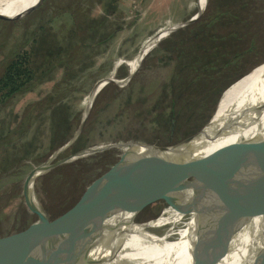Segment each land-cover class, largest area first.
Returning a JSON list of instances; mask_svg holds the SVG:
<instances>
[{
	"label": "rangeland",
	"instance_id": "1",
	"mask_svg": "<svg viewBox=\"0 0 264 264\" xmlns=\"http://www.w3.org/2000/svg\"><path fill=\"white\" fill-rule=\"evenodd\" d=\"M36 1L0 0V12L20 13ZM246 1L245 12L251 15L258 46L256 52L244 57L226 77L222 72L219 89L214 85L213 90L215 70L211 69L203 71L204 77L198 78L197 85L189 83L192 77L186 78L188 84L181 95H177L175 74L183 72L187 63L195 65V53L185 54L196 50V44H185L194 43L188 32L180 39L175 34L197 23L209 0L204 9L200 0H43L20 18L0 20V77L18 50L36 47L45 51L49 46L71 44L65 35L74 20L82 22L79 25L84 32L94 28L91 39H81L84 55L77 54L71 71H67L68 65H57L24 91L0 101V237L24 231L39 220L25 197L27 176L74 137L98 83L111 77L117 64L129 74L132 62L165 29L191 20L152 46L133 78L124 83L111 81L100 90L79 137L50 162H58L56 166L36 179L29 196L49 220L74 205L96 178L118 164L132 142L168 145L196 134L209 123L231 83L249 71L236 83L246 78L250 82L257 80L264 72V0ZM206 46L204 42L197 44L198 67L206 63L201 58ZM117 70V80L127 77H119ZM233 85L225 92L220 109ZM185 102L189 104L182 109ZM227 107L228 103L225 110ZM223 115L217 130L228 121ZM110 144L118 145L101 149ZM92 147L101 150L70 158ZM175 197L176 191L149 204L136 221L157 219Z\"/></svg>",
	"mask_w": 264,
	"mask_h": 264
},
{
	"label": "bare ground",
	"instance_id": "2",
	"mask_svg": "<svg viewBox=\"0 0 264 264\" xmlns=\"http://www.w3.org/2000/svg\"><path fill=\"white\" fill-rule=\"evenodd\" d=\"M38 1L27 9L36 5ZM200 1L202 7L205 6L207 0ZM20 13L0 12L7 16H16ZM167 31L168 29H165L148 42L142 50L144 56L152 46L167 36ZM141 57L138 55L132 62V71L138 70ZM104 84L105 81H102L99 87L102 89ZM95 94L96 91L91 95L89 104ZM221 100L213 116L215 119L212 126L207 129L209 125L207 124L202 135L192 137L195 145L185 151L187 156H204L226 143L244 137L264 135V115L248 129L241 127V123L248 116L264 110V72L254 82L246 78L234 84L227 92L220 109ZM227 103L228 107L225 110ZM222 115L228 117V121L222 129L217 130ZM98 148L100 147H95L94 150ZM75 157L74 155L72 158ZM241 164L239 169L232 170L222 177L186 179L184 185L176 191L175 201L164 208L160 217L151 222L130 226L136 234L129 235L123 232L118 242L121 247L123 245L127 247L128 251L125 254L122 251L117 253L118 259L127 257L128 261L123 264H212L223 252L222 246L225 240L240 230L233 240L231 250L218 264H260L264 257V232L261 229L264 220V203L257 214H245L244 219L242 216L244 210L247 208L252 210L256 202L264 197V141L249 146L236 167ZM147 173L151 182L143 188V192L164 183L166 174L158 163L154 159L144 158L138 164V172L129 173L114 195L102 201L74 223L69 238L68 264H80L84 252L73 246L82 239L94 238L103 241L109 237L107 234L110 224H115V221L129 222L130 212L123 213L122 208L131 199L134 189L139 186L142 177ZM27 186V195L30 198V192L34 190L30 187L33 186L31 176L28 177ZM34 198L37 200L36 195ZM248 219L253 221L241 229L243 220ZM49 248L48 244L36 246L12 256L9 260H0V264H46ZM116 248L117 246L114 245L111 250L116 251ZM111 250L109 253L115 254ZM96 252L104 253L100 248Z\"/></svg>",
	"mask_w": 264,
	"mask_h": 264
},
{
	"label": "water",
	"instance_id": "3",
	"mask_svg": "<svg viewBox=\"0 0 264 264\" xmlns=\"http://www.w3.org/2000/svg\"><path fill=\"white\" fill-rule=\"evenodd\" d=\"M42 2L43 0H39L36 5L16 16H7L0 14V19L12 20V19L20 18L25 14L29 13L30 11H32ZM206 4L205 6H203V9L206 7ZM200 14L201 11L195 16V18L197 16L199 17ZM190 22L191 20H189L184 24L177 25L172 29L168 28L167 35L170 34L171 31L178 29L182 26H185ZM139 55L142 56L141 57V61H142L143 58L145 57L144 56L145 54L141 52ZM262 64H264V62ZM118 65L119 64L115 66L114 74L111 77L103 79L105 81V84L106 83L108 84L111 81H116L119 83L127 82L131 78H133V76L137 72V71L136 72L132 71L130 69V72L126 78L122 80H117L114 75H115V71L118 68ZM250 72L251 71L245 73L240 78H238L233 83H231L224 90L220 99L231 85L238 82L240 79H242V77L246 76ZM99 83L96 86V88L93 90V92L96 91L93 100L101 90V87H99ZM105 84L102 85V87L107 85ZM93 100L89 104V107L84 115L80 128L75 133L74 137L70 141L65 143L58 151H56V153H54V155L51 158H49L47 162L36 167L27 176L25 180V189H24L25 197L30 208L39 215V220L31 224L24 231L0 237V260H9L11 259L12 256H17L23 253L27 249L36 246H45L48 244L50 245V248L48 251L46 264H68L67 254L69 250V238H70L71 228L74 225V223L77 222L79 219H81L86 213L90 212L92 209L98 206L102 201L114 195L123 185L129 173L138 172V164L142 159L151 158L158 163L159 167L166 174L164 183L162 185L153 187L150 190L143 192L144 190L143 188L146 185H148L149 182H151L150 175H148V173L145 174L142 177L139 186L136 189H134L131 199L128 200L127 204L122 208L121 212L123 213L130 212L129 222L118 223L115 221V224H110L107 234L109 235V237L103 241H99L98 239H94V238H86V239L84 238L80 241V243L73 246L74 248H77L79 251L84 252V255L80 259V264L126 263L128 261L127 257H123V259H118V257L116 256L117 253H119L120 251L124 252V254L127 253L128 251L127 250L128 248L125 247L124 245L122 247L120 246L118 240L119 241L121 240V237L123 236V232H126L127 234L129 233V235L136 234L135 231L131 230L132 227L130 226H133L134 224H140L136 221V218L146 206L166 197L168 194L172 192L178 191V189H180L184 185L186 179L195 180L200 177H222L224 175H227L240 163L249 146H255L264 141V135L261 137H256L254 135L251 138L244 137L226 143L220 146L219 148H217L216 150L212 151L211 153L204 156H200V157L187 156L185 151L187 149L194 147L195 145L192 137L202 135L206 130L207 124L209 123H207L196 134H193L179 142L168 145L157 144L152 142L134 141L128 147L125 157L118 164H116L115 166L107 170L105 173L100 175L98 178H96L89 185V187L82 193V195L74 205H72L69 209H67L66 211H64L54 219L49 220L47 218L45 211L41 208V206L40 208L37 207L31 201V199L28 198L27 195L28 186L26 184V181L28 177L31 176L33 183L32 188L34 189V183L36 179L42 174H44L46 171L50 170L52 167L58 164V162L55 163H50V162L60 152L67 149L79 137L85 125V122L88 118ZM263 115H264V110H260L254 113L253 115L248 116L246 120H244L241 123V127L248 129L252 125L256 124L259 120H261ZM258 118L259 120L257 121ZM114 145L117 146L118 144H114ZM114 145L111 144L105 145V147L101 149L112 147ZM94 149L95 147H92L88 150L79 151L74 155L76 157H79L87 152L89 153V152H95L97 150H101V149H96V150ZM72 157L73 155L70 158ZM263 203H264V197L256 202L252 210L251 208H247L246 210H244V215L242 216V219L245 218L244 217L245 214H249V215L257 214ZM252 221L253 219L243 220V225H241V229H244L246 226L250 225ZM125 226H127V228H125ZM261 229L264 232V220H262ZM239 232H234L229 238L225 240L222 246L223 252L219 254L218 258H216L212 262V264H218L220 261H222L224 256L231 250L233 240L235 239V237ZM114 245L117 246L116 251L115 249L111 250V247H113ZM99 248L103 250L104 253L100 254L99 252H96L97 250H99ZM110 250L114 251L115 254L109 253ZM260 264H264V257L261 260Z\"/></svg>",
	"mask_w": 264,
	"mask_h": 264
},
{
	"label": "trees",
	"instance_id": "4",
	"mask_svg": "<svg viewBox=\"0 0 264 264\" xmlns=\"http://www.w3.org/2000/svg\"><path fill=\"white\" fill-rule=\"evenodd\" d=\"M246 6V0H209L206 12L201 15L197 23L191 24L185 30L178 31L175 34V37L180 39L183 38L182 36H186L184 33L188 32L187 36L192 37L194 43L186 42L185 44H196V50H189L185 54L195 53V65L187 63L188 65L184 67L183 72L181 70L175 74V81L178 82L177 95H181L184 91L188 84V82L186 83L188 77H192L189 83L192 82V84L197 85L198 78L204 77L203 71H211V69L215 70L213 90L214 85L216 89H219L220 76L226 77L240 65L239 62L244 57L256 52L258 46L255 33H253V22L250 13L245 12ZM74 21L73 26L69 28L68 33L65 35L66 40L71 41L68 46L65 47L63 44L56 45V47L49 46L45 51L33 47L31 50H22V52L18 50L12 54V58L8 61L3 75L0 77V101L5 102L12 95L24 91L33 80L45 77L57 65H68L67 71H71L74 60L77 59V54L84 55V46L81 44V39L86 37L91 39L89 37H92L94 33V31L92 32L94 28H89V31L86 32L82 31L80 29L82 22ZM257 28H260V26L258 25ZM198 31L200 32L197 33ZM263 37L262 42L264 41ZM203 42L209 48L206 46L201 57L206 63L198 67L196 66L199 61L197 59V44ZM82 56H80L79 61H81ZM208 57H210V62L207 60ZM215 60L218 65L213 66ZM117 69L119 77L128 76V72H123L121 66ZM222 72H225L224 76H222ZM50 97L51 95H49ZM191 102H194V100H191ZM186 103L185 106L181 105L182 109L189 104V102Z\"/></svg>",
	"mask_w": 264,
	"mask_h": 264
}]
</instances>
